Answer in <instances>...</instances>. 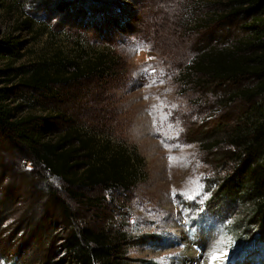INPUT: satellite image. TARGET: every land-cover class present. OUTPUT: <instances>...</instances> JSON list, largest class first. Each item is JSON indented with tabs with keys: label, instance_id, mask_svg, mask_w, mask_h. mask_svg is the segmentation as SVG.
Listing matches in <instances>:
<instances>
[{
	"label": "rangeland",
	"instance_id": "1",
	"mask_svg": "<svg viewBox=\"0 0 264 264\" xmlns=\"http://www.w3.org/2000/svg\"><path fill=\"white\" fill-rule=\"evenodd\" d=\"M19 2L38 35L31 40L27 32L14 33L29 41L16 66L38 53L69 51L76 44L112 54L117 65L107 76L54 87L55 99L27 92L32 105L25 111L48 119L60 112L135 148L146 176L127 193L84 190L99 198L95 206L85 207L66 196L58 179L34 167L22 145L0 134V264L58 260L57 242L68 226L124 234L128 264H179L187 248L195 258L192 264H203L213 254L217 259L210 257L207 264H264V246L246 249L227 233L229 220L221 224L229 216L226 206L217 207L219 218L213 204L208 207L220 169L194 139L218 121H232L242 106L221 105L226 86L195 89L180 77L204 45L242 36V20L192 31L190 23L207 10L199 3L196 9L193 0ZM18 14L0 12V34ZM48 123L58 125L51 119Z\"/></svg>",
	"mask_w": 264,
	"mask_h": 264
},
{
	"label": "trees",
	"instance_id": "2",
	"mask_svg": "<svg viewBox=\"0 0 264 264\" xmlns=\"http://www.w3.org/2000/svg\"><path fill=\"white\" fill-rule=\"evenodd\" d=\"M207 9L191 23L192 31L212 30L215 25L242 20L243 35L228 43L206 44L180 73L183 83L202 90L226 86L224 103L241 104L230 122L195 135L200 150L220 169L213 181L207 205L217 213L226 206L227 233L246 249L264 246V0H193ZM19 0H0V12L18 14L6 21L0 34V134L22 145L34 167L58 179L66 196L85 207L98 197L84 190L130 192L145 175L143 157L135 148L84 128L70 117L55 113L48 118L25 111L32 104L27 92L55 99L54 87L67 86L88 77L107 76L117 65L106 51L79 46L69 51L55 48L38 53L28 63L16 66L29 41L17 32L38 35L36 23L25 16ZM25 16V17H24ZM191 87V88H192ZM46 124V126H43ZM63 218L67 210L59 208ZM219 218V217H218ZM217 218V219H218ZM216 219V220H217ZM70 227L57 242L58 260L48 264H128L122 247L124 234L90 226ZM243 241H247L244 243ZM47 256V255H45Z\"/></svg>",
	"mask_w": 264,
	"mask_h": 264
},
{
	"label": "bare ground",
	"instance_id": "3",
	"mask_svg": "<svg viewBox=\"0 0 264 264\" xmlns=\"http://www.w3.org/2000/svg\"><path fill=\"white\" fill-rule=\"evenodd\" d=\"M211 251V250H210ZM194 252V251H193ZM191 251L187 248L185 250V254H184V257L183 259L179 260V264H192V262H194L195 258L194 256L191 255ZM204 253V252H203ZM195 254V252H194ZM210 255V254H209ZM182 256V255H181ZM203 257V255H202ZM211 256H207L205 259H204V263L203 264H207L208 261H211V259H209ZM212 258V257H211ZM180 259V258H179Z\"/></svg>",
	"mask_w": 264,
	"mask_h": 264
},
{
	"label": "snow or ice",
	"instance_id": "4",
	"mask_svg": "<svg viewBox=\"0 0 264 264\" xmlns=\"http://www.w3.org/2000/svg\"><path fill=\"white\" fill-rule=\"evenodd\" d=\"M212 259H213V260H216V259H217V257H216L215 254H213Z\"/></svg>",
	"mask_w": 264,
	"mask_h": 264
}]
</instances>
